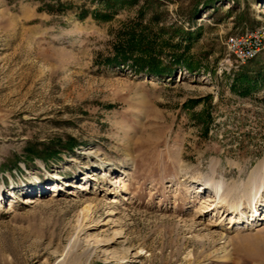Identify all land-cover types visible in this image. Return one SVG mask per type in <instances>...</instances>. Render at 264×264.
I'll use <instances>...</instances> for the list:
<instances>
[{"label":"rangeland","instance_id":"obj_1","mask_svg":"<svg viewBox=\"0 0 264 264\" xmlns=\"http://www.w3.org/2000/svg\"><path fill=\"white\" fill-rule=\"evenodd\" d=\"M207 2L0 0V264H264V0Z\"/></svg>","mask_w":264,"mask_h":264},{"label":"trees","instance_id":"obj_2","mask_svg":"<svg viewBox=\"0 0 264 264\" xmlns=\"http://www.w3.org/2000/svg\"><path fill=\"white\" fill-rule=\"evenodd\" d=\"M111 0H102L103 3H106ZM204 7H209L212 5V0H209ZM58 5L60 2H57ZM209 5V6H208ZM212 8V7H210ZM127 42L124 44L119 45L118 48L115 49L114 56L112 59L109 60V63L115 66H125L130 65L129 61L132 62L131 66L137 71H145L148 72L150 75L163 77L165 75H173L174 73V65L182 64L183 60L180 57L173 58V62L169 64L166 68H159L157 64V59L153 56L145 57V58H138L135 56L136 51L138 50V45L136 46V41L138 42L137 34L134 30L130 32ZM139 37V36H138ZM152 42V41H151ZM151 45V44H150ZM153 54V53H152ZM245 76H239L237 82L243 81L242 78Z\"/></svg>","mask_w":264,"mask_h":264},{"label":"built area","instance_id":"obj_3","mask_svg":"<svg viewBox=\"0 0 264 264\" xmlns=\"http://www.w3.org/2000/svg\"><path fill=\"white\" fill-rule=\"evenodd\" d=\"M264 48V31L246 30L227 38L226 49L230 56L240 65L255 59Z\"/></svg>","mask_w":264,"mask_h":264},{"label":"bare ground","instance_id":"obj_4","mask_svg":"<svg viewBox=\"0 0 264 264\" xmlns=\"http://www.w3.org/2000/svg\"><path fill=\"white\" fill-rule=\"evenodd\" d=\"M116 184H119V183H122L121 179L120 178H117V181L115 182ZM121 186V185H120ZM58 188V186H57ZM79 188H80V185H79ZM84 190H86L84 187H82ZM72 195H75L74 192L71 193ZM35 198H28L27 201H26V204H35L36 203V200H34ZM43 199V198H42ZM50 199V198H49ZM48 199V200H49ZM127 200V199H126ZM44 201V200H43ZM42 202V201H41ZM211 211V208H207V207H203L201 209L198 210L197 214L199 216L203 215V214H207L208 212ZM198 216V217H199ZM261 220V221H264V207H261V208H258L257 206L255 208H253V215L251 218H247L245 220L244 223H247L248 225L251 223V221L253 222H256ZM259 222V221H258ZM239 225V224H238ZM242 225V224H240Z\"/></svg>","mask_w":264,"mask_h":264}]
</instances>
